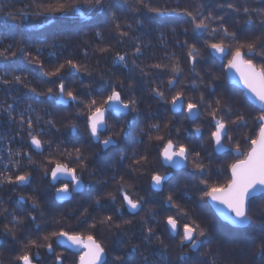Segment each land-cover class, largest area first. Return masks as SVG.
<instances>
[{
  "label": "snow or ice",
  "instance_id": "obj_1",
  "mask_svg": "<svg viewBox=\"0 0 264 264\" xmlns=\"http://www.w3.org/2000/svg\"><path fill=\"white\" fill-rule=\"evenodd\" d=\"M0 153V264H264V0H0Z\"/></svg>",
  "mask_w": 264,
  "mask_h": 264
},
{
  "label": "trees",
  "instance_id": "obj_2",
  "mask_svg": "<svg viewBox=\"0 0 264 264\" xmlns=\"http://www.w3.org/2000/svg\"><path fill=\"white\" fill-rule=\"evenodd\" d=\"M45 2H47V0H45ZM8 3H12V0H8ZM17 6H20V5H17ZM233 18V20H235V19H241V20H243V17H232ZM16 38L17 39H19V35L17 34V36H16ZM9 42V40H5L4 41V43H8ZM161 51H163V50H161ZM35 82V81H34ZM45 87H46V85H45ZM232 87V86H231ZM234 88V87H233ZM236 89V88H235ZM13 94H15V93H13ZM197 123H200V121H197ZM4 131H5V133H7L8 131H9V129L6 127L5 129H4ZM194 131V130H193ZM12 147L15 149V148H18V147H21V145L19 144V142H17V143H14V144H12ZM247 145H243L242 144V147H241V150L243 151V150H247ZM0 155H3L4 157H7V155H6V153H0ZM236 157L235 156H231V155H229V156H227L226 158H224L223 159V163H225V164H227V163H229V162H231L232 160H234ZM229 179V173H227V172H224V174H222L221 176H219V177H216V176H213V180L214 181H218V182H220V183H225L227 180ZM257 203H261V202H264V201H261V200H257L256 201ZM204 211H207V208H204L203 209ZM197 211L199 212V211H201V209L200 208H198L197 209ZM208 219L209 220H211L212 219V217H211V215H209L208 216ZM260 227H261V225L260 224H257L256 225V229H257V231L260 229ZM5 246H7V242H5ZM205 247H208V245H205ZM229 251L234 255V256H236V257H238L241 261H247V264H254V261L252 260V249H251V247H249V248H245V249H242V248H239V247H235V248H229ZM7 255V254H6ZM173 258H174V256H175V253L173 252V253H171L170 254Z\"/></svg>",
  "mask_w": 264,
  "mask_h": 264
},
{
  "label": "flooded vegetation",
  "instance_id": "obj_3",
  "mask_svg": "<svg viewBox=\"0 0 264 264\" xmlns=\"http://www.w3.org/2000/svg\"><path fill=\"white\" fill-rule=\"evenodd\" d=\"M193 130H194V128H193ZM4 159H5V161H7V157H4ZM229 177H230V175H229ZM63 182L64 181H61V183H63ZM18 194L29 195V194H32V193H31V189L30 188H19V189H16L14 192L13 191H9L7 189L0 190V195H2L4 197V200L6 202L4 206L7 207L10 210H16V209H19L21 207H26L25 205L22 204V202H20L17 199ZM141 194H143V193H141ZM9 198H11V202H8ZM47 198H50V194H49V197H46V199ZM151 206L152 205H148V207H151ZM70 207H72V205H64L63 209H58V211H62L64 209L70 208ZM17 214L20 215L21 213L19 211H17ZM33 214H35V213H33ZM125 215H126V218H127V213ZM141 215H143V213H141ZM9 219H10V217H9ZM4 223H6V221L0 220V227H3ZM59 250L60 249H58V251ZM41 254L43 255V251L41 252ZM44 264H49L47 259L44 261ZM66 264H72L71 256L69 257V260L66 261Z\"/></svg>",
  "mask_w": 264,
  "mask_h": 264
},
{
  "label": "water",
  "instance_id": "obj_4",
  "mask_svg": "<svg viewBox=\"0 0 264 264\" xmlns=\"http://www.w3.org/2000/svg\"><path fill=\"white\" fill-rule=\"evenodd\" d=\"M231 86H233V87H235L237 89H242V87H243L241 84H237V83H233Z\"/></svg>",
  "mask_w": 264,
  "mask_h": 264
},
{
  "label": "rangeland",
  "instance_id": "obj_5",
  "mask_svg": "<svg viewBox=\"0 0 264 264\" xmlns=\"http://www.w3.org/2000/svg\"><path fill=\"white\" fill-rule=\"evenodd\" d=\"M233 87V86H232ZM243 151H245V150H243ZM238 158H240V157H236L235 159H238ZM230 178V177H229Z\"/></svg>",
  "mask_w": 264,
  "mask_h": 264
}]
</instances>
